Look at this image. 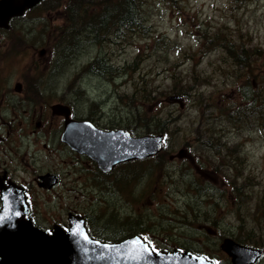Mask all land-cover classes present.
<instances>
[{
    "label": "rangeland",
    "instance_id": "rangeland-1",
    "mask_svg": "<svg viewBox=\"0 0 264 264\" xmlns=\"http://www.w3.org/2000/svg\"><path fill=\"white\" fill-rule=\"evenodd\" d=\"M68 2L0 28V106L5 96L14 109L0 111V175L26 188L35 225L66 226L74 212L100 238L138 232L219 264H232L224 237L264 248V0H138L141 26L111 27L101 44ZM70 36L76 46L53 54ZM57 102L99 128L164 134L165 147L102 174L60 142ZM46 172L59 176L49 190L37 185Z\"/></svg>",
    "mask_w": 264,
    "mask_h": 264
},
{
    "label": "water",
    "instance_id": "water-1",
    "mask_svg": "<svg viewBox=\"0 0 264 264\" xmlns=\"http://www.w3.org/2000/svg\"><path fill=\"white\" fill-rule=\"evenodd\" d=\"M40 1L0 0V27H8L10 18L22 15ZM15 89H20L19 83ZM176 99L179 97L169 98L170 101ZM50 108L65 116L61 141L88 155L103 172L124 161L155 155L162 149L161 135L131 137L122 130L103 131L88 121L70 119L66 105L55 103ZM40 179L42 182L38 184L47 188L57 182V177L50 174ZM25 199L24 190L15 183L8 182L7 186L0 183V264H212L190 251H152L140 235L116 242L92 238L86 231L84 219L79 216H70L68 230L54 226L48 234L25 218L28 212ZM220 247L233 264H251L262 252L229 237L223 239Z\"/></svg>",
    "mask_w": 264,
    "mask_h": 264
},
{
    "label": "trees",
    "instance_id": "trees-1",
    "mask_svg": "<svg viewBox=\"0 0 264 264\" xmlns=\"http://www.w3.org/2000/svg\"><path fill=\"white\" fill-rule=\"evenodd\" d=\"M137 5L138 0H70L67 4V11L71 21L82 18L81 21H85L81 27L82 31L85 30L86 34H91L92 40L101 44L108 38V30L111 27L117 29L116 32H118L121 28L132 30L141 26L138 22ZM75 41L76 37L72 36L70 40L57 44L52 53L70 52L76 46ZM44 45H48L47 41ZM60 59L57 61L60 62ZM99 61L96 58L90 63L89 68ZM99 66L106 72L113 70L111 66H103L102 63Z\"/></svg>",
    "mask_w": 264,
    "mask_h": 264
},
{
    "label": "flooded vegetation",
    "instance_id": "flooded-vegetation-1",
    "mask_svg": "<svg viewBox=\"0 0 264 264\" xmlns=\"http://www.w3.org/2000/svg\"><path fill=\"white\" fill-rule=\"evenodd\" d=\"M40 53L43 54L44 53V50H41ZM36 58L37 57H33L32 60L34 61ZM37 63H39V62H37ZM4 99H10V98L9 97H5V96L3 98L1 97V100H4ZM1 105H2V102H1ZM11 110H14V109L10 107V104L8 103V101H5L4 102V107H1L0 106V111H11ZM4 173L6 174V171H4L0 176H2ZM6 178H7V174H6ZM260 249L262 250V254L252 264H260L261 261H262V259L264 258V248L261 247Z\"/></svg>",
    "mask_w": 264,
    "mask_h": 264
},
{
    "label": "snow or ice",
    "instance_id": "snow-or-ice-1",
    "mask_svg": "<svg viewBox=\"0 0 264 264\" xmlns=\"http://www.w3.org/2000/svg\"><path fill=\"white\" fill-rule=\"evenodd\" d=\"M84 239H87V237L85 236ZM133 243H136L135 241H133ZM147 251V249H145ZM152 251H155V249L153 248Z\"/></svg>",
    "mask_w": 264,
    "mask_h": 264
},
{
    "label": "bare ground",
    "instance_id": "bare-ground-1",
    "mask_svg": "<svg viewBox=\"0 0 264 264\" xmlns=\"http://www.w3.org/2000/svg\"><path fill=\"white\" fill-rule=\"evenodd\" d=\"M82 43V42H81ZM70 62V61H69ZM162 147L164 148L165 147V142H162ZM103 185V184H102Z\"/></svg>",
    "mask_w": 264,
    "mask_h": 264
}]
</instances>
